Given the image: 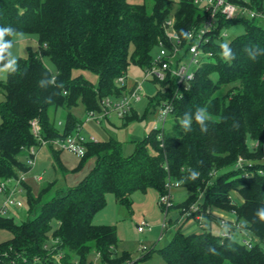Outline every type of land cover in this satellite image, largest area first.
Instances as JSON below:
<instances>
[{
  "label": "trees",
  "instance_id": "trees-1",
  "mask_svg": "<svg viewBox=\"0 0 264 264\" xmlns=\"http://www.w3.org/2000/svg\"><path fill=\"white\" fill-rule=\"evenodd\" d=\"M229 1L264 12V0ZM151 2L148 8L145 2L129 0H0V31L4 32L0 67L8 62L15 34L34 35L38 42V48L28 50L0 81V180L30 170L28 149L40 146L31 133V120H38L43 139L75 133L82 123L73 114L78 104L85 111L98 110L101 99L125 92V84L118 85L117 79L125 76L130 65L144 70L153 64L157 44L165 40L163 23L169 15H174L183 43L187 31L204 18V11L192 0H178L174 8L169 0ZM236 24H242L244 31L227 42L232 55L224 57L221 44L226 42L218 43L214 36ZM214 36L205 46L213 57L174 99L171 125L164 129L162 139L153 128L134 141L127 155L114 138L85 142V153L72 171L92 159L91 170L48 200L42 199L47 188L33 192L26 178L22 183L26 219L16 223L13 217L0 215V228L12 233L0 242V264H120L130 260L127 253L117 255L115 226L94 224L93 218L105 207L107 194L130 209L134 192L155 189L162 195L169 179L189 193L171 207L177 212L175 220L168 222L174 233L165 245L142 254L135 264L152 252L160 254L165 264H264V221L257 215L264 208V27L257 19H220ZM44 57L54 70L44 64ZM74 70L96 74L97 82L73 76ZM152 82L163 90L157 89L149 104L161 105L173 94L175 83ZM200 108L210 115L203 132L195 119ZM58 111L64 113L61 127L54 118ZM121 118L127 124L138 115L132 107ZM185 119L190 120L191 131L183 128ZM47 147L65 169L59 159L61 151ZM238 157L245 160L244 168L237 165ZM247 162L252 166L247 167ZM193 170L200 173L195 179L190 177ZM233 192L242 201L232 199ZM199 197L203 213L213 207L234 209L237 220L249 231L252 246L221 238L207 226L198 232L183 231L188 218H183L184 210ZM204 215L205 221L217 224L216 216Z\"/></svg>",
  "mask_w": 264,
  "mask_h": 264
},
{
  "label": "rangeland",
  "instance_id": "rangeland-1",
  "mask_svg": "<svg viewBox=\"0 0 264 264\" xmlns=\"http://www.w3.org/2000/svg\"><path fill=\"white\" fill-rule=\"evenodd\" d=\"M131 3H143L147 4L148 8L151 7V0H129ZM175 7L174 4L178 0H169ZM245 17H247L245 15ZM261 26L264 27V22L261 23ZM244 27L242 24H236L232 27L224 29V32L227 33V38L224 41L227 43L234 36L242 33ZM38 48L37 38L34 35H27L17 33L13 36L11 46L8 52V62L7 69L12 70L19 58H25L28 54V50H36ZM157 51L155 52V56ZM44 64L51 70H54L53 64L46 57L42 58ZM82 75L84 78L88 79L90 82L95 84L97 82V75L86 70H74L73 76ZM125 76L129 81L128 88L126 90L130 91L132 85L135 81L140 80L144 76V71L137 65H130L126 71ZM4 80V77H1ZM212 78L215 80L217 75H212ZM1 81V80H0ZM157 89H162L158 84H155L152 81L143 80L142 81V91L141 98L138 102L133 103L132 107L134 112L138 115L137 119L129 121L127 124H124L122 118L112 115L108 117L109 120H102L98 123L94 119H86V113L84 107L81 104H78L73 109V114L82 122L81 127L78 129V132L84 137L92 136L95 140H107L108 138H114L121 142L122 152L124 155L129 154L134 147V141L141 140L144 136L147 135L149 130L159 126V120L157 119L158 113L161 110V105L156 104L155 101L153 104H149L151 99H155L157 95ZM3 92L0 89V100L3 99ZM55 121L59 127H61V122L64 118V113L58 111L55 115ZM171 115L168 118V121L165 125L166 128H169L171 125ZM1 120V118H0ZM37 154L35 156V164L31 168L30 175H43V181L38 183L37 189L47 188L46 192L43 194L42 199L48 200L54 196L55 192L60 188H65L63 184L66 183L68 176L74 174V171L71 169H63L59 167L56 162L53 152L47 146H42L37 148ZM221 172V171H220ZM189 195L180 185L177 188L173 189L172 192V204L178 205L184 201ZM233 197L235 199H240L239 194L233 192ZM17 198L23 203L22 208H13L9 212V216L14 218L16 223H20L25 220L27 217V202L25 199V192L22 191ZM160 195L155 189H149L147 192H134L131 195L132 205L127 208L124 205H120L116 202L112 194H107L106 196V205L103 209L98 211L94 218V224H108L115 226L117 244L116 252L117 255H122L124 253L129 254L131 261H136L140 258V246H144L147 250L150 251L153 248H160L165 245L170 238L165 235L166 232L170 230L171 227L168 226L170 220H175L177 212L175 208H170L168 214L165 218L167 226L165 232L162 231L161 223L164 218L163 211L158 205ZM209 230L214 234L220 233V227L213 221L210 223L204 221ZM192 224V223H191ZM191 224L183 225V231H191L194 226L189 229ZM197 225V223H195ZM142 227L143 229H139ZM202 230L199 227H196L193 231ZM174 233V232H173ZM172 233V234H173ZM12 237V233L6 229L0 228V242L7 240ZM144 254V253H143ZM97 261V258H94ZM137 264H165V261L157 252H152L150 257L145 260H139Z\"/></svg>",
  "mask_w": 264,
  "mask_h": 264
},
{
  "label": "built area",
  "instance_id": "built-area-1",
  "mask_svg": "<svg viewBox=\"0 0 264 264\" xmlns=\"http://www.w3.org/2000/svg\"><path fill=\"white\" fill-rule=\"evenodd\" d=\"M193 4L204 11V18L199 26L190 29L185 35V42L178 33L175 27L174 15H169L163 23V29L165 34V40L159 41L157 44V55L154 57L153 64L144 69V76L142 79L136 82V85L130 91L125 92L119 97H105L100 101V108L98 110H89L86 113V119H94L98 123L102 120L116 115L121 118L126 115L131 109L132 104L136 103L141 98L142 81H155L157 83L165 82L166 85L175 83V89L170 98L164 100L161 103V110L158 113L157 119L159 120V126L155 129L159 130L158 139H162L163 131L166 129L165 125L173 111V102L176 97L180 96L181 89H187L190 82L195 78L197 71L202 65L213 57L211 50L205 49L206 44L210 43L214 36V32L218 28L220 19H233V18H248L257 19L261 23L264 22V12L255 11L245 6L236 5L229 0H192ZM245 15L247 17H245ZM227 33L224 29H221L215 37L218 43L224 41L227 38ZM118 85L125 84V76H121L117 79ZM30 129L32 135L40 143V147L52 145L56 150L67 151L73 153L77 157L81 158L85 153V142L91 140L96 141L92 136L84 137L78 131L66 136L65 138L56 139H43L41 136V126L37 119H33L30 122ZM79 129V128H78ZM37 148L31 146L28 149V156L26 163L30 169L35 164V156L37 154ZM245 160L242 157H238L237 165L239 167L244 166ZM247 167H251L250 162L246 163ZM30 171V170H29ZM26 172H19L16 177H10L0 180V215L6 216L13 208H22L23 203L17 198L22 192L23 182L27 178ZM251 174V172H250ZM35 181H41V175L33 176ZM180 184L174 180H167L165 183V193L160 195L158 205L163 211L164 218L161 223L162 231L167 228V222L165 218L172 204V192L174 188L179 187ZM236 193V192H234ZM240 197V196H239ZM232 199H235L232 193ZM200 197L198 201L192 203L187 209L183 218H187V221L194 223L195 227L203 228L205 224V215L211 214L217 217V224L221 231L219 235L221 238L236 239L241 244L248 247L252 246V239L247 231L237 220L235 210L223 211L217 208H210L203 213L200 210L199 205ZM186 221V222H187ZM197 223V225H195ZM139 229H143L139 227ZM262 246L264 249V238L262 239ZM141 255L146 253V248L140 246ZM135 261L127 260L120 264H135Z\"/></svg>",
  "mask_w": 264,
  "mask_h": 264
},
{
  "label": "crops",
  "instance_id": "crops-1",
  "mask_svg": "<svg viewBox=\"0 0 264 264\" xmlns=\"http://www.w3.org/2000/svg\"><path fill=\"white\" fill-rule=\"evenodd\" d=\"M7 65L8 64H6L3 67H0V76L4 77V79L6 77L7 72L9 71L7 69ZM127 78H128V76L127 77L125 76L126 89L128 88V85H130L129 81L127 80ZM0 80H2V78H0ZM137 81H135L133 83L131 89H133L135 87ZM108 120L109 119H106V121H108ZM59 159H60L61 164H62V166L64 168L71 169V170L76 168L78 166V164H79V161H80L79 157H77L73 153H70V152H67V151H61L60 154H59ZM92 166H93V160L91 159V160L86 162V164L82 167V169H80L79 171L74 172L73 175L68 176L67 179H66V183L63 184V186H65V188H66V187H70V186H73L76 183H78L91 170ZM30 171H31V169H30ZM30 171L27 174L26 183L31 188V190L33 192H37V190H39V189H37L38 183L43 181V175H41V177H42L41 181H35L33 179V176L30 175ZM60 189H64V188H60ZM22 191L25 192L24 188H22ZM191 223L192 222L189 223V221H187V222L184 223V225L185 224H191ZM193 226H194V223L191 224L189 229H191ZM195 228L196 227L194 226V228H192L191 231H193ZM220 231H221V229H220ZM172 233H173V230L170 229L168 232L165 233V235L170 238L173 235Z\"/></svg>",
  "mask_w": 264,
  "mask_h": 264
},
{
  "label": "clouds",
  "instance_id": "clouds-1",
  "mask_svg": "<svg viewBox=\"0 0 264 264\" xmlns=\"http://www.w3.org/2000/svg\"><path fill=\"white\" fill-rule=\"evenodd\" d=\"M4 32L3 31H0V38H2ZM221 49L223 51V55L224 57H231L232 55V50L228 47V44L227 43H223L221 44ZM3 49L0 48V51H2ZM250 55L252 56L253 59H255V53H251L250 52ZM210 118V115L209 113H207L204 108H200L196 114H195V119L197 121L198 124L201 125V128L200 130L203 132L205 130L204 128V121L206 119H209ZM182 125H183V128L187 131H191L192 129L189 128V124H190V120L188 119H185L183 121H181ZM199 172L196 171V170H193L191 173H190V177L191 179H195L197 176H199ZM258 217L264 221V208H261L259 210V212L257 213Z\"/></svg>",
  "mask_w": 264,
  "mask_h": 264
}]
</instances>
